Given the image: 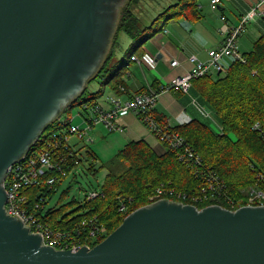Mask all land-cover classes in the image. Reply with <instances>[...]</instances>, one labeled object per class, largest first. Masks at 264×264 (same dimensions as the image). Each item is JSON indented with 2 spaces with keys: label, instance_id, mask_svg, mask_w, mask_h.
Returning a JSON list of instances; mask_svg holds the SVG:
<instances>
[{
  "label": "water",
  "instance_id": "1",
  "mask_svg": "<svg viewBox=\"0 0 264 264\" xmlns=\"http://www.w3.org/2000/svg\"><path fill=\"white\" fill-rule=\"evenodd\" d=\"M118 1L0 0V264H264V206L199 210L159 200L77 252L43 246L6 215L8 168L82 81L85 89Z\"/></svg>",
  "mask_w": 264,
  "mask_h": 264
},
{
  "label": "trees",
  "instance_id": "2",
  "mask_svg": "<svg viewBox=\"0 0 264 264\" xmlns=\"http://www.w3.org/2000/svg\"><path fill=\"white\" fill-rule=\"evenodd\" d=\"M138 2L139 0H128L124 5L110 48L101 65L87 80L85 89L46 125L40 134V140L32 146L33 150H46L47 143L52 140L55 132H62L71 126L67 124V118L76 105L81 107L85 103L98 104L97 99L105 84H110L114 91L123 86L119 81L114 82L118 77V68L124 66L122 60H116L115 49L119 48V34L124 33L132 41L127 51V55H130L134 46L141 39H146V32L152 29L161 16H165H158L151 27H142L133 12V7ZM241 57L242 60H231L223 71L200 77L192 83L191 90L195 92L199 103L212 113L218 123L216 129L209 122L200 120L171 127L165 122L164 115H155L160 126H166L170 132L178 135L184 146L198 157V174L190 166H185L178 159L177 151L166 143L160 142L166 152L158 155L143 139L131 141L114 156L110 165L122 164L106 175L97 198L87 200V195L83 203L77 206L76 214L63 215L60 220L57 218L59 209H49L45 215L42 213L38 216L53 229L74 227L76 234L77 231H89L95 224L104 228L106 235H109L129 214L154 203L150 197L158 190L162 191L163 195L159 197L162 200L193 205L198 209L209 207L215 202L225 204L223 200L226 196L235 202L243 201L244 193L251 187L257 186L264 190V37L257 39L251 50L241 54ZM92 84L98 86L97 90L96 87L89 90ZM145 92L147 90L137 94ZM72 148L64 149L62 146L55 151L53 163L61 168V172L49 171L41 177L43 185L24 190L28 199L41 202L46 192L55 189L57 182L51 187L45 185L49 178L57 177L62 181V173L66 176L73 167L79 166L82 160L79 155L81 149L74 152ZM84 151L86 162L90 161V169L93 170L98 158L92 150L85 148ZM206 171L222 182L223 190L215 194L219 201H210L211 193L208 190L202 192L206 188L200 174ZM30 191H41L43 195L34 197L31 193L29 195ZM187 192L199 193L206 196L207 200L195 204L188 198H176L179 193ZM41 205L46 206L44 200Z\"/></svg>",
  "mask_w": 264,
  "mask_h": 264
},
{
  "label": "built area",
  "instance_id": "3",
  "mask_svg": "<svg viewBox=\"0 0 264 264\" xmlns=\"http://www.w3.org/2000/svg\"><path fill=\"white\" fill-rule=\"evenodd\" d=\"M220 4V0H211L210 6L213 10ZM264 7V0H259L258 3L243 17L240 19V25L233 28L225 37V40L221 47L208 51V60L201 61L196 56L192 55L189 57V62L192 65L190 71L182 76L172 78L171 81L158 91L148 90L145 93L136 94L130 99L121 101L114 97L110 98L109 102L111 108L104 110L98 104L85 103L79 110L78 114L81 115L83 112L88 114V117L84 119V128H79L71 125L70 119L67 118V124L71 126L62 132H55L52 135L51 142L47 143V149H36L33 150L31 147L17 162L11 165L6 173V178L3 181V188L6 194V201L4 205V211L7 216L16 219L20 222L23 227L27 228L30 234L37 235L40 237L42 245L52 248L57 251H71L77 252L82 247L91 249L94 244L103 239L106 236V230L102 227H98L93 224L92 228L83 233L79 231L74 234L75 228H51L44 220L41 219V212L45 209V206L41 205V202H33L27 198L24 190L29 187H39L43 185L41 177H43L49 171L61 172V168L53 163V154L60 147L64 149L72 148L67 143L69 134H78L79 138H82L86 132L92 130L95 126H103L110 132H122V127L117 123L120 115H126L128 113L136 114L140 122L146 127L148 126L151 131L156 135L158 142L166 143L172 150L177 151L178 159L186 166H190L195 174L199 173L197 166L200 165L198 157L187 147L184 146L178 135L170 132L166 126H160L154 114L155 105L159 93L163 91H171L174 93L187 94L195 79L206 75L216 74L224 70V61L226 59L231 60H242L241 54L236 50V39L243 31V27L246 22L258 13H261V9ZM132 60H137L133 57ZM176 62L173 61L172 65ZM123 90V89H122ZM195 105L196 101H193ZM199 110L204 114L211 112L206 111L201 106H197ZM212 125L218 127V123L215 122L213 115L210 116ZM88 119V120H87ZM40 138L37 139L38 142ZM35 142V143H36ZM34 143V144H35ZM33 144V145H34ZM206 171L200 174L202 179L205 181V190H208L211 194L209 196L210 201H219V198L215 196L216 193H221L223 190L222 182L212 173L207 174ZM65 177V174L62 173ZM57 177H51L46 181L47 186L51 187ZM96 191H92L87 196V200H92L98 197ZM163 195L161 190L150 200L157 201L159 197ZM245 197L243 201L235 202L229 197H225L223 202L212 203L208 206H219L223 209L234 211L242 207H258L264 206V190L259 189L257 186L251 187L244 193ZM190 199L193 203L199 204L207 200L206 196H202L199 193H179L176 198L179 199ZM193 206V205H192ZM195 207V206H194ZM197 208V207H196ZM120 210H123L121 208ZM200 210V209H199ZM47 212V211H46ZM44 212V215L46 214Z\"/></svg>",
  "mask_w": 264,
  "mask_h": 264
},
{
  "label": "crops",
  "instance_id": "4",
  "mask_svg": "<svg viewBox=\"0 0 264 264\" xmlns=\"http://www.w3.org/2000/svg\"><path fill=\"white\" fill-rule=\"evenodd\" d=\"M175 1V5H170L175 8L174 12L168 15L166 12L159 14L158 16L165 14L159 18L162 24L156 27L158 24L154 26L152 21L153 26L150 24L152 29L144 35L146 39H141L134 46L136 50L133 52L137 53L131 56L126 65L118 68L116 73L118 77L114 82L119 81L123 86L115 91L110 84L102 87L97 102L104 110L111 108L110 98L116 97L125 101L141 91H158L172 78L186 74L192 67L189 62V57L192 55L201 61H207L208 51L221 47L228 32L238 27L241 17L259 2V0H220V4L213 10L210 6L211 0ZM134 15L136 16L135 13ZM136 18L139 21L137 16ZM261 37H264V7L261 13L253 16L244 25L243 31L236 39V50L240 54L249 52L253 43ZM124 42L123 48L132 43L129 38L125 44ZM133 57L137 60H132ZM116 60L123 61V55L116 54ZM173 61L176 62L175 65H172ZM230 62L231 59H226L224 68H227ZM193 101H196L197 105ZM198 105L202 106L191 89L187 94L177 95L171 91H163L158 95L154 113L164 115L165 122L171 127L192 120L206 121L203 120L205 116ZM117 123L123 129L122 132H118L124 134V137L120 136L122 143L127 144L129 141L141 138L149 144L148 131L142 127L136 114L128 113L120 116ZM210 124L212 125V121ZM151 147L158 155L165 153V148L160 143Z\"/></svg>",
  "mask_w": 264,
  "mask_h": 264
},
{
  "label": "rangeland",
  "instance_id": "5",
  "mask_svg": "<svg viewBox=\"0 0 264 264\" xmlns=\"http://www.w3.org/2000/svg\"><path fill=\"white\" fill-rule=\"evenodd\" d=\"M127 1L128 0H119L118 2L113 4V9L115 11V14L113 16V21L111 23L110 30L107 34L106 44L104 47H102V53L100 55V62L96 63L97 65L92 71L88 72L89 74L87 73L89 75L88 78H90L94 74V72L99 68L104 57L106 56L110 48V44H111L112 37L116 29V25H117L118 18L120 16V12L122 8L124 7V5L127 4ZM175 2H176L175 0H141L136 5H134L133 12L138 17L139 22L142 27H150V24L152 23V21H154V19L158 17V15L161 14L162 12H166L167 15L172 14L175 8L170 7V5H175ZM156 24H155L156 27L157 26L159 27L162 24V21L158 20ZM118 41H119V48H116L115 52L117 56L119 55V53L123 55L124 65H126L130 57L135 55L137 52H133V54L131 53L130 55H127V51L129 50L130 45L123 48L122 46L123 42L125 41L124 42L125 44L128 41V37L124 33L119 34ZM131 64L132 63L130 62V65ZM82 86H83V81L80 83L76 92L72 94L73 97L79 94ZM94 87H96V90H97L98 86L94 84L89 86V90L92 91ZM67 104H68V101L65 105H62V106L60 105L61 108L59 107V110H60L59 112H61L62 109ZM79 108L80 107L77 105L76 107L72 108L69 113L70 114L69 118H72L70 119L71 125L79 128V130L81 131L84 128V119L88 117V114L83 112L81 115H79L78 113L81 111L79 110ZM56 116H54V118ZM120 116H123V115H120ZM206 116L208 118L206 119L205 117H203V120L205 119L207 122H209V125H210L211 123L210 116L212 115L210 113H206ZM142 127H144L146 131H148L147 134H148L149 140L147 142L150 144V145L148 144L150 147L156 143H159L156 135L151 131V129L148 126L145 127L143 125ZM211 127L213 129H216L215 126L211 125ZM120 136L124 137V134L123 133L121 134L118 132H110L107 128H104L103 126L93 127V129L86 132V134L82 138H79L78 134H75V133L69 134V139L67 140V143L72 147L74 146L72 148L74 152L81 149L79 155L83 161L81 160V163L79 164V166L73 167L67 173V175L63 178L62 181L57 179L58 181L56 185L54 186L55 189L52 192H49V191L46 192L47 196L45 194V196L42 197L46 206H45V209L41 212V214L43 213L44 215V212H46L49 209H59L60 212L57 215L58 220H60V218L63 215L76 214L75 210L77 206L83 203L84 198L87 195H89L90 192L92 191L99 192L101 185L104 183L105 177L109 173V171H113L115 169L117 170L122 164L120 162L119 165L117 163H114L113 166L110 165L112 160L114 159V156L125 145V143H122ZM49 142L51 141L49 140ZM85 148L92 150L98 158L97 162L94 165L93 170L90 169V165H89L90 161L86 162V159H85L86 155L84 152ZM165 152H166V149H165ZM30 193L34 197H38L40 194L43 195L41 191L38 193H35V191H30L29 195Z\"/></svg>",
  "mask_w": 264,
  "mask_h": 264
},
{
  "label": "bare ground",
  "instance_id": "6",
  "mask_svg": "<svg viewBox=\"0 0 264 264\" xmlns=\"http://www.w3.org/2000/svg\"><path fill=\"white\" fill-rule=\"evenodd\" d=\"M99 94V93H98Z\"/></svg>",
  "mask_w": 264,
  "mask_h": 264
}]
</instances>
